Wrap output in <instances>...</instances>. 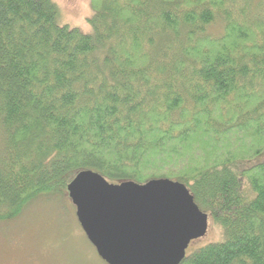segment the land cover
I'll use <instances>...</instances> for the list:
<instances>
[{
  "label": "trees",
  "instance_id": "16d2710c",
  "mask_svg": "<svg viewBox=\"0 0 264 264\" xmlns=\"http://www.w3.org/2000/svg\"><path fill=\"white\" fill-rule=\"evenodd\" d=\"M90 6L84 34L0 0V221L80 172L166 179L224 233L180 264H264V0Z\"/></svg>",
  "mask_w": 264,
  "mask_h": 264
},
{
  "label": "water",
  "instance_id": "95a60500",
  "mask_svg": "<svg viewBox=\"0 0 264 264\" xmlns=\"http://www.w3.org/2000/svg\"><path fill=\"white\" fill-rule=\"evenodd\" d=\"M66 192L85 237L105 264H180L207 232V215L178 182L111 184L78 173Z\"/></svg>",
  "mask_w": 264,
  "mask_h": 264
},
{
  "label": "rangeland",
  "instance_id": "374dc122",
  "mask_svg": "<svg viewBox=\"0 0 264 264\" xmlns=\"http://www.w3.org/2000/svg\"><path fill=\"white\" fill-rule=\"evenodd\" d=\"M59 10V24L90 34L87 21L93 14L90 0H52ZM260 1V0H257ZM222 23L211 25L205 34L219 37ZM1 143V141H0ZM206 234L190 242L186 258L224 233L211 216ZM0 264H105L85 237L67 192L38 196L15 219L0 221Z\"/></svg>",
  "mask_w": 264,
  "mask_h": 264
}]
</instances>
